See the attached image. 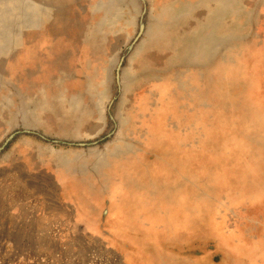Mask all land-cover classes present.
Here are the masks:
<instances>
[{
	"label": "rangeland",
	"instance_id": "1",
	"mask_svg": "<svg viewBox=\"0 0 264 264\" xmlns=\"http://www.w3.org/2000/svg\"><path fill=\"white\" fill-rule=\"evenodd\" d=\"M0 264H264V0H0Z\"/></svg>",
	"mask_w": 264,
	"mask_h": 264
}]
</instances>
